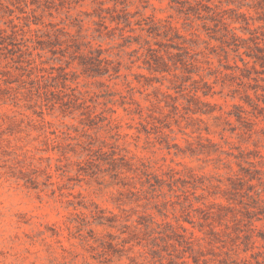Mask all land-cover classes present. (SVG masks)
Wrapping results in <instances>:
<instances>
[{"label":"rangeland","instance_id":"1","mask_svg":"<svg viewBox=\"0 0 264 264\" xmlns=\"http://www.w3.org/2000/svg\"><path fill=\"white\" fill-rule=\"evenodd\" d=\"M0 264H264V0H0Z\"/></svg>","mask_w":264,"mask_h":264}]
</instances>
